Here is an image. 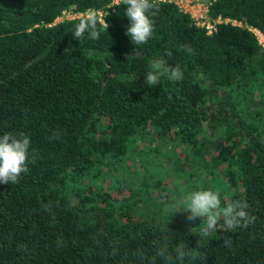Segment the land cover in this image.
Here are the masks:
<instances>
[{"label": "trees", "instance_id": "obj_1", "mask_svg": "<svg viewBox=\"0 0 264 264\" xmlns=\"http://www.w3.org/2000/svg\"><path fill=\"white\" fill-rule=\"evenodd\" d=\"M154 2L153 36L134 45L121 0H0V136L31 141L28 171L0 183V264H180V245L183 264H264V0H216L211 17L237 24L212 33ZM89 10L109 25L96 14L97 40L74 37L81 16L57 21ZM161 57L183 79L149 86ZM159 137L189 155L174 165L191 191L220 174L221 206L246 201L255 222L200 238L182 221L135 218L116 162ZM165 245L171 260L157 255Z\"/></svg>", "mask_w": 264, "mask_h": 264}, {"label": "clouds", "instance_id": "obj_2", "mask_svg": "<svg viewBox=\"0 0 264 264\" xmlns=\"http://www.w3.org/2000/svg\"><path fill=\"white\" fill-rule=\"evenodd\" d=\"M126 5L125 15L130 21L126 34L134 45L148 42L153 36L154 22L152 16L158 8L154 0H121ZM103 26L108 29V23ZM97 40L100 37L98 20L95 13L85 14L79 18L72 34L78 40L84 37ZM186 51L193 52L190 46H185ZM183 72L179 65L170 66L164 58L154 59L150 64V71L145 74V82L149 86H156L162 77L170 81L183 79ZM30 138L24 133L14 135L11 132L0 136V183L15 184L19 182L22 173L28 171ZM246 201L235 199L226 201L221 206V194L218 190L199 187L196 190L186 192L182 201L174 206L169 213L187 212L186 219L189 222L202 220L200 227L193 234L200 238H210L217 231H229L235 227H248L255 222V217L247 212ZM223 220V223L220 221ZM176 259L183 264L185 258L190 255V250L180 245L175 249ZM157 255L165 260H171L167 246L160 248Z\"/></svg>", "mask_w": 264, "mask_h": 264}, {"label": "rangeland", "instance_id": "obj_3", "mask_svg": "<svg viewBox=\"0 0 264 264\" xmlns=\"http://www.w3.org/2000/svg\"><path fill=\"white\" fill-rule=\"evenodd\" d=\"M96 14L98 13H95V15ZM80 16L82 15L67 12L59 17L57 21ZM255 31L261 42H264V37L261 32L258 30ZM154 136L156 139L158 138V135L153 134H150V136L147 137L153 140ZM160 139L162 141L160 144L161 146L158 149L151 147V145L146 147L145 144V147L142 150H140V148L137 150L135 149V152L131 151L129 152L130 154L128 153L130 156H127V154L120 161L116 162L120 167L119 179H121V181L116 182V184L118 185L119 183V188L122 187V194L125 198L123 203L125 207L131 208L132 214H135V218L157 217L161 219H175L182 221L194 231H197L200 227L199 224L203 223L202 220L200 222L197 220L193 223L186 219L188 215L187 212L169 213L174 206L182 201L184 194L191 191L190 184L192 186L198 184L195 180L190 182L189 177L185 176L183 178L179 176L178 168L174 165L175 161L180 162L181 160L183 161V159L185 160V158L187 159L186 156L188 154L182 149L181 145L177 146L178 141L171 142L168 138ZM169 164L172 168L171 166H168ZM185 168L188 171H191L192 166L188 164ZM208 178L209 177H206V179ZM178 179L181 180L179 181ZM184 180H186V184L183 187V191L176 186L179 182H184ZM219 181H221L220 174L212 175L209 185H216L213 190H218L221 193L222 183L220 184ZM132 186H137L139 193L132 198H128ZM175 203L176 205H174ZM215 233H213L212 236Z\"/></svg>", "mask_w": 264, "mask_h": 264}, {"label": "built area", "instance_id": "obj_4", "mask_svg": "<svg viewBox=\"0 0 264 264\" xmlns=\"http://www.w3.org/2000/svg\"><path fill=\"white\" fill-rule=\"evenodd\" d=\"M119 1L120 0H115L116 3ZM154 1L175 3L182 11L190 13V15L195 19L196 24L204 27L208 33L214 32L217 29L218 25L222 23L231 22L237 24L236 21L231 20L230 18H222L221 16L217 18L211 17L210 14L211 6L214 4L216 0H154ZM89 13H98L100 15L99 18L100 21L103 24L104 22H106L104 20L102 11L89 10L85 14H89ZM85 14L80 13V15L82 16Z\"/></svg>", "mask_w": 264, "mask_h": 264}]
</instances>
